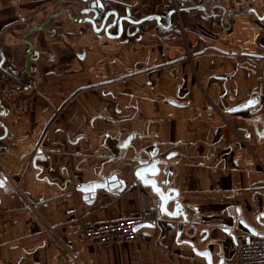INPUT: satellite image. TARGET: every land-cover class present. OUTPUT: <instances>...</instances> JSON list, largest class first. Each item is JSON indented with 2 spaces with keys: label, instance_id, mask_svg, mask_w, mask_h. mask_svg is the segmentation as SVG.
Listing matches in <instances>:
<instances>
[{
  "label": "crops",
  "instance_id": "1",
  "mask_svg": "<svg viewBox=\"0 0 264 264\" xmlns=\"http://www.w3.org/2000/svg\"><path fill=\"white\" fill-rule=\"evenodd\" d=\"M105 1L149 19L117 38L82 0H0V264H240L264 235V0ZM139 154L171 168L179 214ZM150 208L145 240L77 234Z\"/></svg>",
  "mask_w": 264,
  "mask_h": 264
},
{
  "label": "water",
  "instance_id": "2",
  "mask_svg": "<svg viewBox=\"0 0 264 264\" xmlns=\"http://www.w3.org/2000/svg\"><path fill=\"white\" fill-rule=\"evenodd\" d=\"M84 2L88 3V6L81 11L84 15H91L87 16L86 18L77 20L78 23H90L93 28L97 29L98 31L102 32L104 31L107 35H109V32L111 29L117 27L118 34L114 37H121L123 30H124V23L128 22L133 25H141L146 20L149 19V17L142 18L140 20H136L132 16V12L130 8H127L125 16H121L120 12L115 9L108 10L107 3L105 0H82ZM207 1H214V0H207ZM183 3V1H182ZM215 7H222L224 11L226 10L223 5L220 4H213L212 10ZM189 9H203L206 13L208 12V8L206 4H199L194 5ZM186 10V8L179 7L172 9L169 12V15H173L179 12H182ZM70 16V18L73 20V16L71 15V11L69 9L66 10ZM61 14V13H60ZM59 14V15H60ZM226 11L224 13V17H226ZM51 16L46 23V26L49 24ZM113 18L112 22L109 23L110 19ZM98 21H101L100 26H98ZM125 145V144H124ZM137 160L139 161V167L136 170L137 177L142 181V183L146 186H149L152 188V190L159 196L161 200V209L163 212L169 214V215H177L181 211V208L179 207V204L177 203L174 208V212H169L168 204L171 200L175 199L177 197V191L173 188H170L171 183V168L166 166L165 161L161 160L160 158H155L154 160H144L142 155H137ZM161 175H168V178L165 177L164 179H160ZM113 178H108L107 183L111 182ZM102 184H95V186H89L85 187V191L88 192L90 190H97ZM111 188L112 185H109ZM95 195V194H94ZM220 264H223V260Z\"/></svg>",
  "mask_w": 264,
  "mask_h": 264
},
{
  "label": "built area",
  "instance_id": "3",
  "mask_svg": "<svg viewBox=\"0 0 264 264\" xmlns=\"http://www.w3.org/2000/svg\"><path fill=\"white\" fill-rule=\"evenodd\" d=\"M178 9L182 1L174 0ZM260 60V58H258ZM160 205V202L159 204ZM36 207L33 205L32 208ZM159 217L153 208L128 219L102 222L98 224H83L77 229V234L90 242L111 244L120 242H135L145 240L141 231L144 226L155 225ZM240 264H264V235H255L239 240Z\"/></svg>",
  "mask_w": 264,
  "mask_h": 264
}]
</instances>
